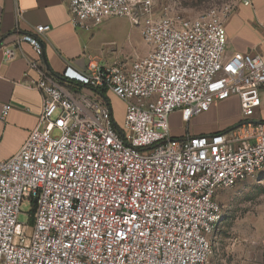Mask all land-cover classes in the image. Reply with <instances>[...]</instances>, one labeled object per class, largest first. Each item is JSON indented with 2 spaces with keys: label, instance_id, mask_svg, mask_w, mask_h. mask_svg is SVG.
<instances>
[{
  "label": "built area",
  "instance_id": "obj_1",
  "mask_svg": "<svg viewBox=\"0 0 264 264\" xmlns=\"http://www.w3.org/2000/svg\"><path fill=\"white\" fill-rule=\"evenodd\" d=\"M66 1L74 28L127 17L150 51L130 64L89 58L85 71L66 66L58 77L41 61L37 37L18 39L38 57L28 67L42 110L20 149L0 160V264H210L220 191L264 167V120H250L264 55L227 54L226 13L214 8L189 16L155 0ZM3 54L12 59L14 50ZM107 95L124 103L121 126ZM231 96L240 124L170 135L175 109L187 122ZM11 108L2 105L0 117ZM22 202L31 204L30 236L17 220Z\"/></svg>",
  "mask_w": 264,
  "mask_h": 264
},
{
  "label": "crops",
  "instance_id": "obj_2",
  "mask_svg": "<svg viewBox=\"0 0 264 264\" xmlns=\"http://www.w3.org/2000/svg\"><path fill=\"white\" fill-rule=\"evenodd\" d=\"M243 1L238 0L236 8L224 21L226 46L229 45L232 50H226V53L249 51L264 55V0H248L247 5ZM111 19L122 22L123 27L107 29V35L112 34L117 38L115 42L111 40L115 48L107 52V49L101 47L105 40L100 36L103 34V24ZM37 25H49L50 29L37 34ZM25 34L40 40L43 50L40 59L58 77H61L66 66L79 72L85 71L89 58L99 65H110L115 60L130 64L150 51V47L141 38L140 28L127 17L107 16L99 25L85 31L71 25L66 0H0V110L4 104L12 105L7 116L4 119L0 117V160L11 157L20 149L30 131L37 126L42 110L41 94L30 87L38 75L28 67V63L38 57L29 43H18V39ZM4 48L14 50L12 59H5ZM260 93V105L251 121L264 120V91ZM107 100L109 102L110 95H107ZM225 102H234L237 109L222 124L213 123L208 114L210 110L186 122L182 119L181 110L175 109L169 115L170 135L181 137L186 134H210L240 124L242 117L237 97L231 96L212 106ZM176 118L185 123L183 128L173 126Z\"/></svg>",
  "mask_w": 264,
  "mask_h": 264
},
{
  "label": "rangeland",
  "instance_id": "obj_3",
  "mask_svg": "<svg viewBox=\"0 0 264 264\" xmlns=\"http://www.w3.org/2000/svg\"><path fill=\"white\" fill-rule=\"evenodd\" d=\"M155 2L158 8L173 9L190 16L214 8L220 14L226 13L225 20L238 4V0H155ZM122 27V22L115 19L103 24V34L100 37L105 42L101 47L107 49V52H112L115 48L111 40L114 39L115 42L117 39L115 35H107V29ZM226 50L232 51L229 45L226 46ZM85 92L93 94L91 90ZM109 104L115 123L121 126L124 118V103L110 95ZM236 109L234 102H225L214 107L211 105L208 114L213 123L222 124L234 114ZM172 124L176 128L185 126V123L177 118ZM217 201L222 207L223 218L209 237L212 246L210 264H264V167L255 178L220 191ZM30 210L31 204L22 202L17 217L20 223H27V236L32 232Z\"/></svg>",
  "mask_w": 264,
  "mask_h": 264
},
{
  "label": "water",
  "instance_id": "obj_4",
  "mask_svg": "<svg viewBox=\"0 0 264 264\" xmlns=\"http://www.w3.org/2000/svg\"><path fill=\"white\" fill-rule=\"evenodd\" d=\"M45 63V62H44ZM45 66L48 68V65L45 63ZM103 98H104V96H103ZM116 129H117V131L120 133V134H122V131H121V129L116 125Z\"/></svg>",
  "mask_w": 264,
  "mask_h": 264
},
{
  "label": "trees",
  "instance_id": "obj_5",
  "mask_svg": "<svg viewBox=\"0 0 264 264\" xmlns=\"http://www.w3.org/2000/svg\"><path fill=\"white\" fill-rule=\"evenodd\" d=\"M103 95H105V92L103 90L100 91Z\"/></svg>",
  "mask_w": 264,
  "mask_h": 264
}]
</instances>
